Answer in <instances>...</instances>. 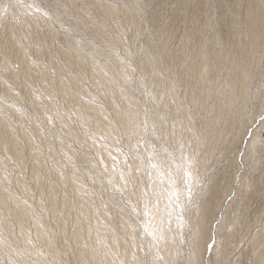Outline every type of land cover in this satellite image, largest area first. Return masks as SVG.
Returning <instances> with one entry per match:
<instances>
[{"label":"rangeland","instance_id":"1","mask_svg":"<svg viewBox=\"0 0 264 264\" xmlns=\"http://www.w3.org/2000/svg\"><path fill=\"white\" fill-rule=\"evenodd\" d=\"M254 6L264 8V0H0V264H82L74 243V195L64 206L60 202L72 182L60 186L55 162L48 160L60 151L67 154V176L79 189H88L91 206L106 207L103 217L117 229L114 261L151 264L161 247L150 248L151 236L144 231L149 229L147 215L136 194L144 190L145 204L150 205L148 172L155 155L167 151L175 165L185 159L184 142L190 137L186 115L204 143L205 126L220 120L212 154L205 147L192 154L198 170L186 194L182 192L181 212L189 220L198 205L202 212L183 227V253L176 264H189L186 254L196 231L203 241L201 264H264V39L251 34L259 21ZM208 17L212 28L204 25ZM201 43L207 51L221 48L226 57L212 84L215 93L204 107L213 109L206 118L205 109L197 114L192 99ZM13 44L23 56L12 51ZM91 50L99 63L113 74L122 72L124 79L114 87L98 81L99 73L88 66ZM83 54L84 62L78 63L77 56ZM236 57L248 70L247 81L234 78L235 108L241 112L237 124L243 126L238 137L218 113L220 93L232 77ZM208 76L211 79L212 73ZM117 91L129 95L135 105L132 141L114 116L115 108L123 107L114 98ZM76 100L97 109L105 120L86 109L79 115L71 104ZM153 107L161 111L154 130L147 115ZM11 142L13 148L8 147ZM32 150L47 159L50 175L41 187L32 174ZM103 153L111 158L109 164ZM105 167L128 184L117 187L104 175ZM177 168L175 181L180 183L190 173ZM50 186L58 201L52 212L47 201ZM165 193L162 189L158 196ZM13 204L26 216L20 224L7 210ZM35 222L43 231L37 232ZM120 223L131 232L133 244L127 241V231L119 230ZM2 236L15 248L30 244V251L15 254ZM221 243L223 253L217 256Z\"/></svg>","mask_w":264,"mask_h":264},{"label":"bare ground","instance_id":"2","mask_svg":"<svg viewBox=\"0 0 264 264\" xmlns=\"http://www.w3.org/2000/svg\"><path fill=\"white\" fill-rule=\"evenodd\" d=\"M259 5H261V4L259 3ZM254 8H255L254 16L257 17L259 19V21H258V25L252 29L251 34L253 36L260 35V38L262 40V39H264V8H263V6H262L263 9L258 7V6H254ZM206 11H207V9L204 8V10H202L201 13L205 14ZM202 16H204V15H202ZM211 17H213V15ZM196 19L198 20V18H196ZM204 25L209 27V28H212L213 27L212 18L208 17L206 19ZM253 39L255 40V38H253ZM199 45H198V47H199ZM201 46H202V43H201ZM220 49H219V51H220ZM12 51L15 54L21 53L22 56L24 55L23 54L24 52L22 53V50L20 49V47L15 45V44L12 45ZM219 51H216V52L214 50L207 51L205 49V43H204L202 46V50L199 52L198 63L196 62L197 63L196 67L198 68L199 79L194 86V93L192 94V99H194V101H195L194 105L196 106V111H197V114H199V115H202L203 109H205L204 108L205 104L208 103L207 101L210 100L212 95L215 93L213 90L212 84L215 81V79L217 78L218 74L220 73V71H221V69L225 63V60H226V57L224 56L225 54L223 55L222 52H219ZM225 52L226 51H224V53ZM253 53H254V55H256L257 49H254ZM87 59H88L89 68L91 70H95L97 73H99V78L97 80L102 82L103 84H105L107 86L114 87L118 82H120L121 80L124 79L125 76L122 72H119L117 74H113L108 65L99 63L97 54L93 50L90 51L89 57ZM253 60H254V58H253ZM76 61L78 63H83L84 62V54L77 56ZM153 61L155 62L156 60L153 59ZM253 68H254V66H253ZM210 73H212L211 79L208 76ZM103 75L105 77L107 75H110L111 79L110 80L105 79V78H103L104 77ZM231 76L232 77H230V80L227 82L226 86L223 87V90L220 93V96L222 97L221 99H222L223 103L221 102L222 106L218 110V113H220V115L222 116L223 121L227 120V122L229 124L228 125L229 131L235 132L234 135L236 137H238L242 133L243 126L237 124V121H238L237 119H239L241 112L239 109L235 108V104L237 102V97L235 96V94L233 92L234 82H235L234 78L236 76H239V77L241 76L242 78H244L243 81L248 80V70L246 68V65L241 63L239 57H236L233 60ZM172 96H174V95H172ZM114 98L118 99L119 101H121L123 103V107L121 109L115 108L114 116L117 119L118 123L121 126H123V128L125 129V134H126L127 138L132 141V139L134 138V135L136 133L135 129H136V124H137L136 109H135L134 102L131 100L129 95L120 94L118 91L114 93ZM175 99L177 101V98H175ZM167 103H169V102H167ZM71 104L77 109L79 115L83 109H86L88 112L92 113L93 115H95L97 117H101V119L105 120L104 116H102L99 113V111L95 108H90L89 106L85 107L81 102H79L77 100L72 101ZM175 108H177V107H175ZM35 109L39 113L43 112L42 106L38 103L35 104ZM163 110H166V109H163ZM181 110L182 109L179 107V108H177L176 111L181 112ZM212 110H213L212 107H207V109H205V112H207L205 114V118L207 117L208 113L212 112ZM160 114H161V111H158L156 109V107H153L152 110L149 111L147 114L148 119H149V126L153 130L155 128H157L156 125H157L158 121L160 120V117H159ZM186 119H187L186 120L187 125L189 127L188 131H189L190 137H189V140L187 142H184L185 148H186V152L184 151L185 152V159L182 161H177V163L175 165L168 158L169 153L167 151H163L161 153V155H159V156L155 155L154 158H152V160H151V165H150V169L148 172V174L150 176V179L149 178L148 179L151 182V185L147 189H148V193L153 195V196H150V198L152 197L151 202L149 201L150 205L145 204L146 193L144 190L141 189V190H139V192L137 191L138 192L137 194L135 193L136 194V200H139L142 204V207H140L141 212L145 214V212L147 211L146 217L148 220H146V221L149 224L148 231H149V233H151V235L149 234L151 236L150 248L152 249V248L156 247V245H159L161 247L160 253H159L160 255L157 257H152L151 264H176L178 259H180L182 257V253H183V250L181 249V237H182L181 232H182V229H183V227L188 226V223L190 220H191V222L193 221L195 213L200 211V207H201L200 205H198L196 212L194 213V211H193L192 212L193 214H190V217H191L190 220L186 218V216H185L186 214H183L181 212V205H182L184 198H185L184 196H182V192L184 191V193L186 194L185 191H188V187L190 186L191 182L192 181L194 182L193 174L198 167V163L194 160V158L192 157V154L195 152L199 153L201 151V149L205 147L206 148L205 151H207L208 154L211 155L212 152L214 151V148L216 147L215 143H217L216 142L217 137L215 136L214 133H215V129H216L215 127L218 125L220 118L217 119L216 121H214V123L212 125H209V126L206 125L205 126V128H206L205 129V135L207 138L206 143H204L203 139L198 137L199 135L198 136L196 135V131L192 125L191 118L186 115ZM222 133H223V131H222ZM146 134H148V133L146 132ZM176 134H178V133H176ZM48 142L49 141H44V144L49 146L50 144ZM88 142H89V140H88ZM180 142H182V141H180ZM254 142H255V139H253L249 145L248 155H250L252 153L251 148H252V145ZM148 144H149V142H148ZM15 145L16 144L14 142H11L8 145V147L11 146V148H13ZM36 147L38 148V145ZM60 152L61 153H59V154H53L52 153V156L50 158H48V160L51 162H53V161L55 162V164H53V167H54L53 172L55 173L60 186H65L68 182H72V185L69 186L70 188H69L68 192L63 194V196L60 199V202L64 206L67 202V200H66L67 197L70 194L74 195L75 199H73V200H75V206H73L72 209L74 211V220H75V223L78 224V227L75 230V237L74 236L73 237H74V243L77 246L78 259H80L82 264H117V263H119V261H117V263L114 261V258L116 256V252H118V250H119V244L117 241V237H118L117 236V229L114 228L113 223H109V221L108 222L105 221L103 214H104L106 207H102V208L98 209V208L90 205L91 193L88 191V189H86V191H84V190H81L83 187L81 189H79L77 186H75L73 184V179H70V177H68L67 173L65 172V166H66L65 165V159L67 158V154L65 151H60ZM16 155H17V152H16ZM31 157H32L31 169H32L33 178H34V181L36 182V184L39 187H41V184L44 181H47L49 178L48 175H50V172L46 167V164H47L46 160L47 159L46 160L43 159L39 155V152L37 150L31 151ZM103 157H104V160L106 161V163L109 164L111 162V158L106 153H103ZM189 160H191L192 163ZM180 166H181V171L186 170V171H189L190 174L184 180L182 179L183 180L182 182L177 183L175 181V179L180 174V171L177 170L178 169L177 167H180ZM104 173H105L104 175H106V177L109 180H111L114 184H116L117 187L122 188L126 184H128V183H126L125 178L122 175L118 174L117 176H115V174L112 172V170H110L107 167L104 168ZM48 189H50V191H49V194L47 196V201H48L49 208L51 209L50 211L52 212V210H54L55 207L58 205V201L55 198V196L52 194V191H53L52 186H50ZM162 189H166L165 197H162V195L158 196V194H160V190H162ZM185 194H183V195H185ZM21 207H23V206H21ZM7 210L11 214V217H14V219L19 224L24 221V218L26 216L24 217L23 211L19 206L14 205V204L8 205ZM200 212H202V210ZM66 214L68 216L69 211H66ZM89 217H93V218L88 219ZM108 217H110V216H108ZM148 224H146V226H148ZM35 225H36L35 227H36L37 232L43 231L42 228L37 223ZM119 227H120L119 230H121L122 232L127 231V227L125 225H123L122 223H120ZM18 230H20V228H18ZM34 232H35V230H34ZM196 232H197L196 235H194L195 233L193 234V236H195V237L192 238L191 249L189 250L190 252L188 254H186V256H188V257L185 256L187 261L189 262V264H201V261H202L203 241L201 238V232L200 231L199 232L196 231ZM127 233H128V235L126 234L128 236L127 241L129 240V242L131 244H133L134 239H133L131 232L127 231ZM36 234H39V233H36ZM19 235H21V234H19ZM39 236H40V234H39ZM1 238L3 239L2 241H4V243H6L10 246L7 239H5L3 236ZM24 240H25V238H24ZM27 244L24 245L21 249L15 248L12 246H10V249L15 254L21 255V253H25V252L27 253L30 251V247H29L30 244L29 245H27ZM223 249H224V245H223V243H221L216 248V255L221 256V252L223 253ZM157 252H158V250H157ZM128 259H129V257H128ZM137 263L133 259L129 262V264H137ZM218 264H221V263H218Z\"/></svg>","mask_w":264,"mask_h":264},{"label":"snow or ice","instance_id":"3","mask_svg":"<svg viewBox=\"0 0 264 264\" xmlns=\"http://www.w3.org/2000/svg\"><path fill=\"white\" fill-rule=\"evenodd\" d=\"M185 175H188V173L186 172ZM145 215H147V211L145 212ZM144 231H145V232H148V228L145 227V228H144ZM149 234L151 235V233H149Z\"/></svg>","mask_w":264,"mask_h":264}]
</instances>
